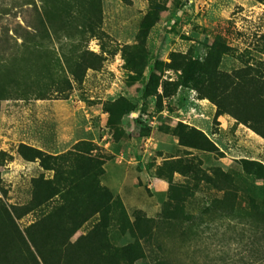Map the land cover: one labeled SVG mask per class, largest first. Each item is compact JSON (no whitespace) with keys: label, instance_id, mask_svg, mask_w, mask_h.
I'll return each instance as SVG.
<instances>
[{"label":"rangeland","instance_id":"rangeland-1","mask_svg":"<svg viewBox=\"0 0 264 264\" xmlns=\"http://www.w3.org/2000/svg\"><path fill=\"white\" fill-rule=\"evenodd\" d=\"M0 112V208H28L33 179L52 178L38 161L11 171L25 148L57 155L88 141L130 221L152 220L136 264H253L239 218L204 210L264 202V0H0ZM179 131L201 150L179 145ZM47 209L15 220L21 234ZM117 219L108 241L121 247L137 234ZM1 230L0 264H42Z\"/></svg>","mask_w":264,"mask_h":264},{"label":"trees","instance_id":"trees-1","mask_svg":"<svg viewBox=\"0 0 264 264\" xmlns=\"http://www.w3.org/2000/svg\"><path fill=\"white\" fill-rule=\"evenodd\" d=\"M39 22L42 25L41 18ZM44 33L45 31H42L41 35ZM121 110L120 116L130 111L122 106ZM177 129L182 131L184 126L179 124ZM190 130L199 135L194 129ZM180 131L177 134L179 145L201 150V147L185 140ZM25 149L32 152V156L24 159L38 161L42 170L52 172V178L45 179L41 175L33 179L28 208H11L10 214L1 204L0 229L17 234L19 248L30 253L29 245L32 246L42 264H136L144 258L139 239L149 234L152 220L138 217L139 212H136L137 216H133L134 220L130 221L120 200L101 184L99 178L104 172L105 156L98 146L92 142L78 141L70 149L57 155L33 148ZM224 193L229 191L225 190ZM225 200L224 197L215 198L204 210L205 213H212L229 221L239 218L240 221L236 223L240 227L239 240L243 241L247 236L248 242L245 246L252 254L250 259L247 257V261L264 264V202L251 203L241 214L235 215V205ZM44 206L48 208L46 212L38 221L27 226L22 235L15 220L37 207ZM168 206L170 203H167L165 208ZM116 211L121 232L129 233L133 237L134 232L137 234L133 242L121 247L113 246L108 241L107 230ZM168 213L170 214L167 210L163 211V215ZM93 217L96 220L91 228L74 242H69L70 237ZM57 237L59 242L54 246L52 242H55ZM54 250L57 251L55 261L51 260L50 255Z\"/></svg>","mask_w":264,"mask_h":264},{"label":"crops","instance_id":"crops-1","mask_svg":"<svg viewBox=\"0 0 264 264\" xmlns=\"http://www.w3.org/2000/svg\"><path fill=\"white\" fill-rule=\"evenodd\" d=\"M14 118H11V120L13 121ZM10 120V121H11ZM8 122L9 123V118L7 116H5L2 112H0V138L2 137V134H5L7 132V130L3 129V126L5 125V123ZM116 159L118 160L117 163H122V161L124 159H122L119 155H116ZM128 162V161H127ZM38 165L37 161L36 162H28L26 160H23L22 158H13L10 161V168L11 171L14 169L16 171H19L21 174L26 175L27 173H29V168L32 165ZM31 165V166H30ZM106 165V164H105ZM39 168V167H37ZM105 173H107L108 171H106V167L104 168ZM114 173H118V172H114ZM111 174V173H110ZM122 188V187H121Z\"/></svg>","mask_w":264,"mask_h":264}]
</instances>
